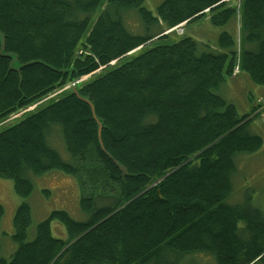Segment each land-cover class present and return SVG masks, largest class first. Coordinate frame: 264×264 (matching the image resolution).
Segmentation results:
<instances>
[{
    "label": "trees",
    "instance_id": "1",
    "mask_svg": "<svg viewBox=\"0 0 264 264\" xmlns=\"http://www.w3.org/2000/svg\"><path fill=\"white\" fill-rule=\"evenodd\" d=\"M129 11L138 34L124 25ZM205 18L223 28L213 50L186 36L146 49ZM0 35V125L23 112L0 131V178L23 198L31 175L79 179L87 216L53 211L28 242L31 210L20 204L17 247L0 264H179L193 254L264 262V213L250 198L225 203L235 157L263 146L248 130L260 112L239 116L217 93L240 73L264 86V0H163L153 10L145 0H0ZM55 127L74 164L49 146ZM53 221L65 240L52 236Z\"/></svg>",
    "mask_w": 264,
    "mask_h": 264
},
{
    "label": "rangeland",
    "instance_id": "2",
    "mask_svg": "<svg viewBox=\"0 0 264 264\" xmlns=\"http://www.w3.org/2000/svg\"><path fill=\"white\" fill-rule=\"evenodd\" d=\"M162 1L145 0V7L153 10ZM99 13L100 11L95 14L94 18ZM122 18L129 32L133 34L141 32L139 19L135 12L123 13ZM222 29L213 27L203 20L195 21L185 29L183 28V33L178 29L166 38L148 45L146 49L156 46H170L186 36L199 43L207 44L213 50V45ZM130 59V57L124 58L113 64L108 70L119 67ZM217 93L226 102L236 107L239 116L248 114L253 109L260 112L259 117L251 123L248 130L262 138L263 146L256 153L235 157L237 172L232 176V192L225 203L230 205L241 204L250 198L251 202L264 213V86L254 84L246 74L240 73L236 77H226L225 83L218 89ZM21 114H18V117ZM16 117L17 115L0 125V131L18 123V120L14 119ZM55 129L57 131L54 130L49 137V146L59 154L64 163L74 164L72 158L65 151L59 127H55ZM30 179L33 183V192L28 197L23 198L14 192L13 183L10 180L0 178V205L4 208V215L0 222V258L7 261L17 247L12 240L14 234L12 222L20 204L27 203L31 210V225L27 230L28 242L34 240L37 225L46 220L53 211H65L76 222H84L87 219V216L81 211V199L85 197L83 195L85 192L79 179L66 176L61 172H50L40 177L31 175ZM108 202L109 200H106V203ZM50 229L54 238L66 239L65 229L59 222H51ZM167 258L170 259L169 256ZM179 264H215V260L207 254H193L184 256ZM260 264H264V262Z\"/></svg>",
    "mask_w": 264,
    "mask_h": 264
},
{
    "label": "water",
    "instance_id": "3",
    "mask_svg": "<svg viewBox=\"0 0 264 264\" xmlns=\"http://www.w3.org/2000/svg\"><path fill=\"white\" fill-rule=\"evenodd\" d=\"M0 40H1V43H2V41H3V37L0 35ZM15 66H17V64H16V59L15 58H13V61H12V63H11V69L12 70H15L13 67H15ZM17 70V69H16ZM72 93L74 94V95H76L77 97H79L78 96V93H77V91H76V89H72ZM83 102H85L89 107H90V109H91V111H92V113H93V118H94V120H95V122L98 124V127H99V129H98V135H99V138H100V132H101V126H100V124H99V122L97 121V118H96V116L94 115V110H93V106L91 105V103H89L88 101H86V100H83V99H81ZM100 145H101V147H102V143L100 142Z\"/></svg>",
    "mask_w": 264,
    "mask_h": 264
},
{
    "label": "bare ground",
    "instance_id": "4",
    "mask_svg": "<svg viewBox=\"0 0 264 264\" xmlns=\"http://www.w3.org/2000/svg\"><path fill=\"white\" fill-rule=\"evenodd\" d=\"M180 30L182 33H183V28L182 27H176V28H174L173 30L174 31H177V30ZM181 33V34H182ZM81 52V51H80ZM81 54H82V52H81ZM81 54H78V55H81ZM235 75H237L238 74V68H235V73H234ZM90 76V75H89ZM89 76H86V77H84V78H80L81 80H79V81H76V82H81V81H84V80H86L87 78H89ZM95 76V75H94ZM71 84H73V83H71ZM70 84V85H71ZM69 86V85H68ZM67 87V86H66ZM66 87H64L62 90H66L65 88ZM60 92V91H59ZM44 103V100H41L40 102H38V103H36V104H34V106L33 107H36V106H39V105H42ZM32 106L31 107H29V108H33ZM29 111H32V110H29ZM19 114V113H18ZM15 116V115H14ZM18 116V115H17ZM11 118H13V116L11 117ZM13 120V119H12Z\"/></svg>",
    "mask_w": 264,
    "mask_h": 264
},
{
    "label": "built area",
    "instance_id": "5",
    "mask_svg": "<svg viewBox=\"0 0 264 264\" xmlns=\"http://www.w3.org/2000/svg\"><path fill=\"white\" fill-rule=\"evenodd\" d=\"M79 54H81V52H80ZM78 83H79V82H75V83H73V84L67 86L65 89H69V88H71V87H75V85L78 84ZM33 109H34V108H29V109H27L26 111L33 110ZM26 111H25V112H26ZM20 114H21V113H20ZM22 114H23V112H22ZM13 117H15V116H13Z\"/></svg>",
    "mask_w": 264,
    "mask_h": 264
},
{
    "label": "crops",
    "instance_id": "6",
    "mask_svg": "<svg viewBox=\"0 0 264 264\" xmlns=\"http://www.w3.org/2000/svg\"><path fill=\"white\" fill-rule=\"evenodd\" d=\"M203 21H205V23L209 24V22H208L207 18H205Z\"/></svg>",
    "mask_w": 264,
    "mask_h": 264
}]
</instances>
